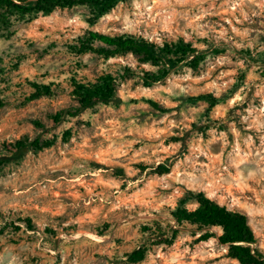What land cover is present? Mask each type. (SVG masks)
Listing matches in <instances>:
<instances>
[{"label": "rangeland", "instance_id": "obj_1", "mask_svg": "<svg viewBox=\"0 0 264 264\" xmlns=\"http://www.w3.org/2000/svg\"><path fill=\"white\" fill-rule=\"evenodd\" d=\"M88 17L84 7L11 14L0 29V154L18 140L52 141L0 168V264H237L190 225L172 245H156L154 222L175 228L171 211L185 198L193 210L195 193L246 213L264 254V0H123L93 24ZM90 31L181 38L205 59L150 87L118 81L119 105L54 124L52 115L77 105L74 83L125 65L154 71L131 54H76L71 47ZM32 84L52 96L26 101ZM142 245L144 259L129 263Z\"/></svg>", "mask_w": 264, "mask_h": 264}, {"label": "trees", "instance_id": "obj_2", "mask_svg": "<svg viewBox=\"0 0 264 264\" xmlns=\"http://www.w3.org/2000/svg\"><path fill=\"white\" fill-rule=\"evenodd\" d=\"M123 0H0V29L6 28L8 16L48 15L55 10L84 7L88 10V23L93 24L101 17L107 15ZM76 54L94 53L104 60L121 57L127 54L133 55L141 64H147L154 71L141 69L134 71L129 66H120V71L114 74H104L98 77L94 83H74L71 97L77 103L73 109H65L52 115L51 120L58 124L64 117L74 118L87 109L97 104H120L116 97L118 81L136 77L143 87L167 77L180 65L190 69H197L204 61L205 55L184 39L166 41L162 44L150 42L140 36L132 35H107L98 32H88L84 38H80L77 44L71 47ZM264 55V53H263ZM33 93L26 101L37 100L41 97L52 96L50 86L32 84ZM197 100L205 101L212 108L217 105L218 99L210 94H202ZM152 108L158 110L159 106L152 100H146ZM5 103L0 100V108ZM69 132L64 133L66 141ZM52 146V141L34 139L33 141L18 140L11 144L9 153L0 154V168L12 163L23 156L27 151H39ZM162 175L168 172V168L159 166L156 171ZM194 200L195 208L189 210L186 203L189 198L181 200L171 211L170 217L175 223V228L169 227V232H164L159 223L154 222V239L156 245H172L179 234V227L190 225L197 231H204L200 241L216 238L218 243L226 247V257L237 264H264V254L257 247V238L251 229L246 213L239 210H229L226 206L218 204L215 200L206 197L203 193H195L190 196ZM28 229H32L29 218L24 220ZM214 230H219L217 234ZM147 247L140 246L127 255L129 263H137L144 259Z\"/></svg>", "mask_w": 264, "mask_h": 264}]
</instances>
